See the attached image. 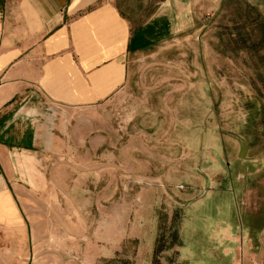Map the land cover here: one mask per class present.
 <instances>
[{"label": "rangeland", "instance_id": "rangeland-1", "mask_svg": "<svg viewBox=\"0 0 264 264\" xmlns=\"http://www.w3.org/2000/svg\"><path fill=\"white\" fill-rule=\"evenodd\" d=\"M120 7L135 28L124 87L67 114L65 146L14 151L24 262L264 264V0Z\"/></svg>", "mask_w": 264, "mask_h": 264}, {"label": "crops", "instance_id": "crops-1", "mask_svg": "<svg viewBox=\"0 0 264 264\" xmlns=\"http://www.w3.org/2000/svg\"><path fill=\"white\" fill-rule=\"evenodd\" d=\"M127 1L0 0V264L29 258L32 222L23 214L14 151L45 157L65 146L67 114L79 116L121 91L135 30L121 11ZM21 115L31 121L11 125Z\"/></svg>", "mask_w": 264, "mask_h": 264}, {"label": "trees", "instance_id": "trees-1", "mask_svg": "<svg viewBox=\"0 0 264 264\" xmlns=\"http://www.w3.org/2000/svg\"><path fill=\"white\" fill-rule=\"evenodd\" d=\"M248 14H250V13H248ZM250 18H251V16H248L246 19H250ZM253 19H254V22L253 23L255 25V28H257V29L260 28L261 29V32H262V36H264V17H261V16H257L256 15V17H254ZM236 29L237 30H240L241 29V31L239 32V34L238 33L237 34L239 36L241 34V38L242 39H244V36H246V35H248L250 37V33H247V32L242 31V28L237 27ZM255 30L256 29H254L253 31H251V35L254 33ZM246 40H248V39H246ZM262 43H263V38L259 41V44H262ZM242 44H243L242 45V47H243L244 46V42ZM253 44H254V48H256L258 43L253 42ZM171 238H172V240H171L170 245L168 247L161 248L159 250V252L165 251L166 249L168 250V249H170L172 246H174L176 244V239H177L176 238V235L172 236ZM155 264H158V262H156Z\"/></svg>", "mask_w": 264, "mask_h": 264}, {"label": "built area", "instance_id": "built-area-1", "mask_svg": "<svg viewBox=\"0 0 264 264\" xmlns=\"http://www.w3.org/2000/svg\"><path fill=\"white\" fill-rule=\"evenodd\" d=\"M0 246H1V239H0Z\"/></svg>", "mask_w": 264, "mask_h": 264}, {"label": "flooded vegetation", "instance_id": "flooded-vegetation-1", "mask_svg": "<svg viewBox=\"0 0 264 264\" xmlns=\"http://www.w3.org/2000/svg\"><path fill=\"white\" fill-rule=\"evenodd\" d=\"M257 217L255 216V219H256Z\"/></svg>", "mask_w": 264, "mask_h": 264}]
</instances>
